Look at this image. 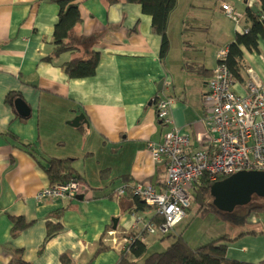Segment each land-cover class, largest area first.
Segmentation results:
<instances>
[{
  "label": "crops",
  "instance_id": "1",
  "mask_svg": "<svg viewBox=\"0 0 264 264\" xmlns=\"http://www.w3.org/2000/svg\"><path fill=\"white\" fill-rule=\"evenodd\" d=\"M78 1L82 21L74 31L84 36V44L78 52L65 51L49 60L58 4L0 0V264L18 257L30 264H119L123 251L113 246L108 230L121 237L140 230L142 223L129 210L131 194L117 195L116 189L136 183L162 189L166 163L153 159L148 143L162 142L178 126L191 134L194 146V133L205 127L209 111L204 98L212 71L221 51L239 32L233 24L227 30L219 25L221 31L210 33L217 15L222 22L227 17L221 4L241 13L244 26L247 7L260 4L259 0H177L169 18L170 47L162 56V38L140 4ZM182 6L197 11L192 21L181 15ZM206 10H212L214 18L204 17ZM204 31L210 32L202 43ZM259 49L243 48L244 81L235 80L236 91L248 92L251 77L264 82V39L259 40ZM90 51L100 56L95 74L71 78L63 65ZM193 62L211 72L189 71L185 65ZM9 93L13 95L7 100ZM157 96L174 99L172 122L159 118ZM17 97L30 107L29 115L18 112ZM81 113L87 123L72 126ZM23 142L33 144L36 157ZM51 157L73 159L79 180L90 192L83 198H38L51 185L44 167ZM154 212L138 215L148 221ZM17 217H23L27 226L13 234ZM49 223L59 227L47 238ZM234 229V235L241 231ZM263 230L264 226L229 242V257L264 260ZM166 236L147 234L143 241L148 248Z\"/></svg>",
  "mask_w": 264,
  "mask_h": 264
},
{
  "label": "built area",
  "instance_id": "2",
  "mask_svg": "<svg viewBox=\"0 0 264 264\" xmlns=\"http://www.w3.org/2000/svg\"><path fill=\"white\" fill-rule=\"evenodd\" d=\"M221 7L240 32L246 31L241 13L227 3H222ZM226 53V49L221 51V60ZM221 60L208 83L204 102L209 116L204 121L205 127L194 133V146L191 134L178 126L167 132L162 142L148 143L153 159L166 163L162 189L142 183L123 184L116 189L117 195L130 193L165 218L162 224L156 225L133 213L137 222L142 223L136 236L117 237L116 231L109 229L108 233L114 237L113 246L123 252L130 251L133 242L143 241L147 234L165 235L173 231L186 216L193 185L201 177L214 183L242 170H264V82L251 77L246 84L248 92L236 91L233 74ZM155 101L159 118L172 122L169 115L174 99L159 97ZM90 190L86 183L75 179L47 186L38 198L84 196Z\"/></svg>",
  "mask_w": 264,
  "mask_h": 264
},
{
  "label": "trees",
  "instance_id": "3",
  "mask_svg": "<svg viewBox=\"0 0 264 264\" xmlns=\"http://www.w3.org/2000/svg\"><path fill=\"white\" fill-rule=\"evenodd\" d=\"M52 1L58 4L59 14L53 34L54 48L50 57H48L49 60H52V58L59 56L65 51L78 52L85 40L83 35H78L74 31L82 21L80 2L78 0ZM126 1L140 4L143 12L151 15L153 30L162 38L161 55H166L170 47L168 36L169 18L177 6V0ZM259 2V6H261V14L259 15V13L253 11L251 7H247L245 11L244 26L246 31L237 32L235 38L226 48L227 53L225 58L221 60V62L228 66L235 80L244 81L242 74L245 70L243 48H246L249 51L259 52V40L264 39V0H259ZM87 54V52L83 53L63 65L65 72L71 78H82L95 74L100 59L99 53L90 51V53L88 55ZM185 66L189 71L197 72L199 74H208L211 72H209V70L205 68V65L200 62H193L190 64L187 63ZM12 95V93H9L7 100H10ZM12 136L18 140L17 136L14 134H12ZM23 143V146L30 150V153L36 157V150L34 149L33 144ZM46 161L47 162L44 167L52 185L61 182H68L70 180L81 179L79 173L73 166V159L51 157L50 159H46ZM124 179L126 180L128 178L125 177ZM211 184L212 183L207 177H201L193 185L192 202L198 205L197 214L201 216L210 212L219 214L225 222L241 229L237 235L231 236L229 234H225L209 243L193 247L183 238L182 234H180L179 237L165 250L154 251L152 253H147V246L145 242L139 239L133 242L130 251L122 253L119 264H132L133 262L135 263L136 259H142V264H264V260L254 263L234 259L228 255L229 242L236 241L241 236L246 234L257 232L256 229H253L254 227H250V229H244V227L247 226V223L252 216L259 219L258 217L260 213L264 212V197L254 196L251 202L246 205L248 211L244 214L237 212L238 207L233 212H224L219 210L213 204V196L210 192ZM131 196L132 206L129 210H132L133 213L138 214L149 209H154L140 198L133 195ZM149 220L154 222L156 225H160L164 222L165 218L163 215L155 211ZM26 226L27 223L23 217L14 218V224L12 227L13 234H18ZM58 227V225L49 223L47 238L51 237L55 231L58 230ZM171 232L165 235L168 236ZM136 234L138 233L131 231L127 235L136 236ZM10 264L30 263L22 257H18L14 258Z\"/></svg>",
  "mask_w": 264,
  "mask_h": 264
},
{
  "label": "rangeland",
  "instance_id": "4",
  "mask_svg": "<svg viewBox=\"0 0 264 264\" xmlns=\"http://www.w3.org/2000/svg\"><path fill=\"white\" fill-rule=\"evenodd\" d=\"M201 10L200 12H202ZM208 13H205L204 17H208L209 19L214 18V14L212 10H206ZM181 15L187 17V19H190L192 21V17L197 13V11H189L188 8H185L182 6L180 10ZM223 22L220 21L219 15H217V18L213 22V31L210 32L212 34H215L219 31H221V28L219 25H222L223 28L226 30L228 29V25H236L233 20L229 19L228 17H223ZM233 22V23H232ZM217 31V32H215ZM209 32H202L203 35H201V41L202 43L206 41V36H209ZM210 47L207 48L206 52H209ZM190 208L186 211V216L183 218L181 223L178 224L176 227L175 232H171L168 236L165 238H160L156 240V244L151 245L147 248V253H152L154 251H163L165 250L173 241H175L180 234H182L183 238L189 242L190 245L193 247H198L201 245H204L206 243H209L218 237H221L224 233L234 235L236 232L234 229V226L225 222L222 217L215 213V212H210L204 216L198 215L197 210H198V205L193 203L191 201V205L189 206ZM248 211L247 206H239L237 208V212L240 214H244ZM259 219L256 217L252 216L248 223L247 226L244 227V229L250 227H254L253 229L259 230L262 226H264V212L260 213ZM261 221V223L253 225V222L255 221ZM252 222V223H251ZM243 229V228H242ZM155 235L160 234V233H154ZM143 261H140V263L137 264H142Z\"/></svg>",
  "mask_w": 264,
  "mask_h": 264
},
{
  "label": "water",
  "instance_id": "5",
  "mask_svg": "<svg viewBox=\"0 0 264 264\" xmlns=\"http://www.w3.org/2000/svg\"><path fill=\"white\" fill-rule=\"evenodd\" d=\"M251 9L261 14V6L252 5ZM163 82L159 84L161 88ZM157 96L155 99H158ZM154 99V100H155ZM14 104L22 116L30 113V107L22 98H15ZM87 119L83 113L70 122L72 126H78ZM210 192L213 196V204L221 211L233 212L239 206L249 204L254 196L264 197V170L252 169L236 172L211 184ZM78 198L83 196L78 195Z\"/></svg>",
  "mask_w": 264,
  "mask_h": 264
}]
</instances>
